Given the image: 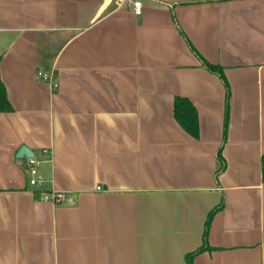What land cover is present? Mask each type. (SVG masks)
Returning <instances> with one entry per match:
<instances>
[{"label":"crops","instance_id":"crops-1","mask_svg":"<svg viewBox=\"0 0 264 264\" xmlns=\"http://www.w3.org/2000/svg\"><path fill=\"white\" fill-rule=\"evenodd\" d=\"M106 1L0 0V264H264V0Z\"/></svg>","mask_w":264,"mask_h":264},{"label":"trees","instance_id":"trees-1","mask_svg":"<svg viewBox=\"0 0 264 264\" xmlns=\"http://www.w3.org/2000/svg\"><path fill=\"white\" fill-rule=\"evenodd\" d=\"M216 1L221 2V1H231V0H216ZM193 51L199 56V54L196 52L195 49H193ZM201 60L203 62V65L206 66L210 71L218 73L222 76L221 67L214 66V65L208 63L203 58H201ZM227 98L229 99V92H228ZM11 111H13V107H12V105L8 99L6 87H5V85L1 79V76H0V112H11ZM174 114H175V118L178 121V123L190 135H192L194 138L199 137L198 112H197L196 108L194 107V105L188 99L183 98V97H176L175 98ZM226 132H227V119H226V124H225V134H226ZM218 157H219V160L221 162V167H220L219 171L217 172V174H220L226 169V162L222 156L221 151L219 152ZM262 176H263V181H264V156L262 158ZM223 207H224V204L222 203L219 207H217L216 209H214L210 213L207 224H206V230L204 233L203 245H202V247H200L195 252L187 255L188 264H193V260H194L195 256H197L198 254H200L204 251H207V250H211V247L208 244V233H209V229H210V224H211V221H212V218L214 217V215Z\"/></svg>","mask_w":264,"mask_h":264},{"label":"built area","instance_id":"built-area-1","mask_svg":"<svg viewBox=\"0 0 264 264\" xmlns=\"http://www.w3.org/2000/svg\"><path fill=\"white\" fill-rule=\"evenodd\" d=\"M113 2L117 8L123 7L126 3L132 4V12L136 15H140L143 11V3L141 0H113ZM39 76L44 81H47L53 84L54 86H57V81L54 79V77L51 74L40 72ZM28 165H29V171H28L29 184L30 186L38 189L46 183V179L40 173V167H39L40 162L35 157H29ZM97 189L100 190L101 188L98 187ZM34 193L38 196V198L41 201L50 202L53 204H60L65 197L64 193L56 192V191L40 193L39 190H37Z\"/></svg>","mask_w":264,"mask_h":264},{"label":"water","instance_id":"water-1","mask_svg":"<svg viewBox=\"0 0 264 264\" xmlns=\"http://www.w3.org/2000/svg\"><path fill=\"white\" fill-rule=\"evenodd\" d=\"M109 0H107L103 6V8L106 6V3H108ZM18 157L23 158V157H33L34 153L27 147V146H22L21 149L19 150Z\"/></svg>","mask_w":264,"mask_h":264}]
</instances>
